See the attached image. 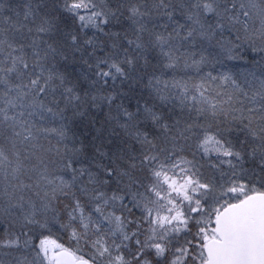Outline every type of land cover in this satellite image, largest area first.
Instances as JSON below:
<instances>
[{
    "label": "snow or ice",
    "instance_id": "obj_1",
    "mask_svg": "<svg viewBox=\"0 0 264 264\" xmlns=\"http://www.w3.org/2000/svg\"><path fill=\"white\" fill-rule=\"evenodd\" d=\"M0 264H264V0H0Z\"/></svg>",
    "mask_w": 264,
    "mask_h": 264
}]
</instances>
